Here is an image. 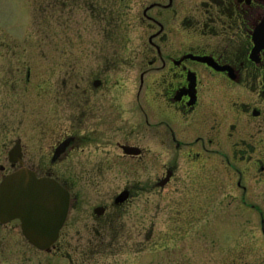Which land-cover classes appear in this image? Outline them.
<instances>
[{
  "label": "flooded vegetation",
  "instance_id": "1",
  "mask_svg": "<svg viewBox=\"0 0 264 264\" xmlns=\"http://www.w3.org/2000/svg\"><path fill=\"white\" fill-rule=\"evenodd\" d=\"M145 1L136 16L143 32L128 55L118 48L89 52L81 80L66 73L60 89L35 83L30 63L24 77L17 68L5 80L14 93L24 81L19 134L5 143L0 181L24 167L68 193L49 251L62 233L120 229L130 214L133 228L152 230L151 197L136 196L133 182L101 191L108 169L155 165L162 169L156 184L169 196H188L192 188L217 196L228 187L245 196L250 183L264 180V0ZM120 69L130 72L128 83L105 78ZM3 107L15 112L9 99Z\"/></svg>",
  "mask_w": 264,
  "mask_h": 264
},
{
  "label": "rangeland",
  "instance_id": "2",
  "mask_svg": "<svg viewBox=\"0 0 264 264\" xmlns=\"http://www.w3.org/2000/svg\"><path fill=\"white\" fill-rule=\"evenodd\" d=\"M145 3L0 0V34H6L3 38L7 43L0 57V165H6L7 139L19 134L16 129L22 102L18 92L24 81L19 76L22 83L14 93L10 91L12 80L5 83L6 78L17 68L24 77L30 63L32 80L50 91L54 83L57 89L65 86L66 73L81 80L83 60L90 59L89 52L118 48L128 55V51L137 49L143 32L136 16ZM99 10H103V16ZM128 72L109 70L106 74L110 76L105 78L115 80L119 75L128 83ZM6 99L15 112L3 107ZM183 170L178 169L180 174ZM3 172L0 170V174ZM161 173L162 169L155 165L135 163L122 166L118 172L105 170L99 186L101 191L113 193L125 182H133L136 196L142 200L150 196V232L133 228L134 216L130 214L123 218L120 229L62 233L55 250L42 251L26 240L18 220H13L0 223V264H264V180L250 183L245 196L238 195L240 192L232 187L223 193L219 190L217 196H206L208 192L198 195L193 188L188 196H169L156 184ZM185 178L187 183L193 180L192 175ZM205 182L211 183L209 179H198L196 184ZM87 187L86 194L96 196V191Z\"/></svg>",
  "mask_w": 264,
  "mask_h": 264
},
{
  "label": "water",
  "instance_id": "3",
  "mask_svg": "<svg viewBox=\"0 0 264 264\" xmlns=\"http://www.w3.org/2000/svg\"><path fill=\"white\" fill-rule=\"evenodd\" d=\"M67 194L52 177L37 176L24 167L16 169L0 181V223L18 219L28 242L49 251L66 217Z\"/></svg>",
  "mask_w": 264,
  "mask_h": 264
}]
</instances>
